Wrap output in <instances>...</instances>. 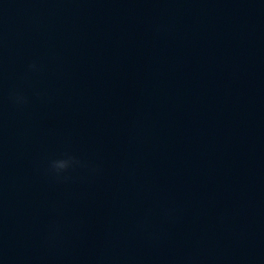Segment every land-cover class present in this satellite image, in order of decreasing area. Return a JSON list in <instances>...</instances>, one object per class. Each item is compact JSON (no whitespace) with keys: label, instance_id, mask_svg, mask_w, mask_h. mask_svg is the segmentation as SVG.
<instances>
[{"label":"clouds","instance_id":"obj_1","mask_svg":"<svg viewBox=\"0 0 264 264\" xmlns=\"http://www.w3.org/2000/svg\"><path fill=\"white\" fill-rule=\"evenodd\" d=\"M29 68L31 70H36V65L33 63V64L29 65ZM69 163H70L69 160H59V161L54 162L53 168L57 172H59V171L67 169L69 167Z\"/></svg>","mask_w":264,"mask_h":264}]
</instances>
